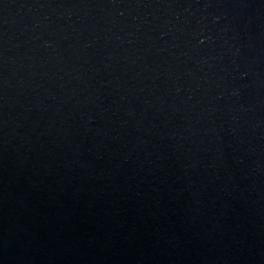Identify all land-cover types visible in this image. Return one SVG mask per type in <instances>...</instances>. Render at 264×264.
I'll return each mask as SVG.
<instances>
[{"label": "water", "instance_id": "95a60500", "mask_svg": "<svg viewBox=\"0 0 264 264\" xmlns=\"http://www.w3.org/2000/svg\"><path fill=\"white\" fill-rule=\"evenodd\" d=\"M0 264H264V0H0Z\"/></svg>", "mask_w": 264, "mask_h": 264}]
</instances>
